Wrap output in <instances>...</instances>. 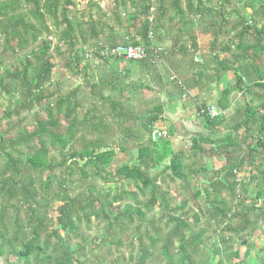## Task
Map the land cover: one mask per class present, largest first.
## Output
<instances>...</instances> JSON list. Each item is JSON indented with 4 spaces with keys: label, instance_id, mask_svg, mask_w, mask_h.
I'll list each match as a JSON object with an SVG mask.
<instances>
[{
    "label": "trees",
    "instance_id": "trees-1",
    "mask_svg": "<svg viewBox=\"0 0 264 264\" xmlns=\"http://www.w3.org/2000/svg\"><path fill=\"white\" fill-rule=\"evenodd\" d=\"M193 1L159 0L156 10L142 1L141 10L131 18L130 24L136 29L135 39L131 42L101 41L99 37L105 26L92 21L87 25L89 38L94 41L90 48L102 43L109 47L132 45L148 49L151 41L149 32L154 36L155 28L163 30L164 20L170 12L188 17L206 14L210 20L208 33H212V47L209 46L210 55L213 54L212 64L202 58L200 62H194L198 50L196 37L184 31L181 22L172 24L170 30L165 27L169 34L176 30L187 41L186 45L180 46L179 54L190 57L185 67L190 83H181L175 76L172 79L171 74L169 80L178 83L176 87L186 97L189 89H200L218 82L227 73L232 72L236 79L234 85L225 87L218 94L219 115L213 119L205 114L200 116L207 133L191 137L189 153L172 150L169 141L172 127L167 129L169 137L166 140L152 143L148 139L147 144L140 143L141 137L130 125L132 119L127 113H121L122 107L117 110L119 105L113 103L110 97L104 98L109 104L112 118L122 122L118 126L122 128L124 137L133 140L137 146V163L121 165L110 173L107 169L115 153L106 140L109 132L102 117L95 115V109H90L79 119L75 91L69 95L48 94L47 87L54 72L52 42L49 39L55 34L57 42H68L73 48L72 37L75 34L83 37V23L76 18L75 1L0 0V48L12 56L24 54L18 65L11 69H2L0 60V96L6 97L12 106L11 111L5 112V117L8 120L18 117L34 107H42L45 114L44 119L35 120L33 131L25 127H11L7 133H0V260L4 259L5 264H103L93 255L87 258L86 247L115 248L118 251L122 246L121 239L127 234H133L136 238V254H130L128 259H114L110 264H198L194 256L198 255L203 234L194 233L189 223L185 209L189 204L194 205L198 212L193 215L194 224L199 222L200 216H204L209 225H219L221 233L229 229L234 236L243 234L247 240L258 236L260 231L264 232V169L260 170L258 161L252 164L257 172L249 179L256 183L257 191L253 195L254 201L250 203L246 194L249 196L252 189L248 190L247 183L238 179L245 159L232 156L237 146L234 134L249 133L255 125L259 127L261 137L254 141L255 146L250 150L258 158L264 155V105L258 117L252 107L254 99L228 119L223 115L229 107L231 94L238 91L241 95H247L255 88L264 90V74L256 63L260 54L264 53V0H258L259 7L252 13V19L254 22L257 20V24L248 25L241 18L232 25V40L241 50L237 56L232 53L231 45L225 47L217 44L221 32L218 18L223 20L222 10L229 1L196 0V4ZM210 3H219L220 6L209 7ZM130 4L136 7L135 3ZM150 16L152 22L148 21ZM177 35L172 41L173 48L177 44ZM247 36L251 43L245 41ZM82 42L85 44L86 40L83 38ZM219 51L230 54L233 61L220 59L219 53L216 54ZM168 58L167 53L166 62ZM138 64L144 66L147 76L157 78L162 75L159 68L166 67L151 65L146 61ZM169 69L166 71L169 72ZM52 99V105L44 106L47 100ZM256 99L262 101L263 95ZM202 108L205 107L201 105L197 108L198 113ZM148 112L150 115L142 128L149 134L155 123L163 120L161 103L152 106ZM242 117L246 119L243 121ZM223 124H229L225 127L226 135L212 139L213 132ZM52 151L61 153L58 164L50 158ZM205 153L221 157L223 167L214 173L215 178L207 188L188 193V186H185L186 198L180 201L179 206L173 207L175 199L170 194L169 184L186 182L189 176H194L201 169L198 161L203 159ZM190 160L192 163L187 165L186 162ZM166 161L167 165L162 167ZM152 168L161 169L154 176H149L147 171ZM62 169L67 172L59 178L55 174ZM74 176L78 178L75 182L92 179L105 184L130 181L136 193L124 190L102 193L89 183L86 185L87 193H72L67 184ZM54 185L58 187L57 192L52 190ZM238 191L243 192L242 199H239ZM200 199H204V209L196 204ZM51 201L60 204L56 209V228L46 217ZM24 206L28 211L26 227L18 225L16 220L15 229L11 230L6 211L18 212ZM156 208L162 212L159 218L153 215ZM92 222L103 228V238L99 244L94 240L89 241L81 233V230H89Z\"/></svg>",
    "mask_w": 264,
    "mask_h": 264
},
{
    "label": "rangeland",
    "instance_id": "rangeland-1",
    "mask_svg": "<svg viewBox=\"0 0 264 264\" xmlns=\"http://www.w3.org/2000/svg\"><path fill=\"white\" fill-rule=\"evenodd\" d=\"M76 4V18L83 23V37L75 34L72 37L74 47L69 46L68 42H57L56 35H52L49 39L52 42L51 55L54 63V72L50 85L47 87L48 94L59 95H69L72 92H76L75 101L79 104V109L77 111L78 118L81 119L84 114L90 109H95L96 116H101L103 124L108 127V137L106 138L109 148L112 149L115 153V157L111 166L107 169L108 172L112 173L116 168L121 165L132 166L137 163V146L133 143L128 137H124L122 128L118 124L122 122L118 119L112 118L111 110L109 104L104 101V98L110 97L113 103L118 104L117 110L122 107L121 113L125 112L132 119L130 125H132L135 133L138 134L140 138V143H146L148 141V133L143 131L142 125L144 121L149 117L148 110L157 104L163 103L164 112L167 113L165 116L164 123L162 124L161 120L155 123V126L168 129L169 125L172 122L173 111V97L176 96L184 99V102L187 103L188 118L195 122L196 124L202 123V119L199 117L200 106L198 104L195 106H189L187 102L190 100L188 96H183L181 91L176 87L179 84H174L176 82H171L169 77H171L169 72L166 69L170 68L172 71V76L174 75L176 79L184 83H190V76L186 73L185 67L190 60V57H183L179 54L180 46L186 45L187 41L180 33L173 30L172 33L166 30L172 24L182 23V29L184 31L190 32L196 38L199 39L200 48H209L211 46V39L207 40L205 36L209 29V17L206 14L203 15H193V16H179L174 12H170L168 18L164 20L163 30H158L155 28L154 36L150 41V46L158 47L169 54V58L166 62V67L159 68L161 76L149 77L145 73L147 70L143 65L138 63H130L125 61H114L111 63H103L99 60L92 59L91 61H86L82 58L84 51L90 46L93 45V40L89 38V28L88 24L92 22H100L105 26L104 32L100 34L101 41L111 42L115 41L117 43L131 42L134 40V35L136 32L135 27L131 26V18L141 10L142 1H146L147 4L152 5L156 10L159 5V0H74ZM205 1V0H203ZM229 4L222 10L223 20L218 18V21L221 25V32L218 36L217 44L220 46L231 45L232 53L235 56L240 55L241 50L237 48V44L232 38V25L236 24L241 18L244 19L248 25L257 24V20L254 22L252 19L253 11L258 9V0H228ZM130 3H135L134 7ZM193 4H196V0L193 1ZM220 6L218 3H210L209 7ZM222 5V4H221ZM215 6V7H216ZM183 7V6H182ZM50 24V22H49ZM260 26V25H259ZM258 26V27H259ZM166 27V28H165ZM241 28L238 30V32ZM183 31V32H184ZM176 37V46L173 48V38ZM83 38L86 40V43L83 44ZM246 42L251 43L250 38L247 36L245 39ZM222 51L217 52L220 59H225L232 62V56L230 54H222ZM208 56V53H206ZM213 54H209L207 58L209 64H212ZM24 54L17 53L12 56L10 53L2 52L0 48V60L3 63L2 69H11L13 66H17L18 63L22 60ZM201 60V56L197 57ZM240 62L242 60L240 59ZM261 66L262 72L264 74V53L260 54V57L256 60ZM0 69V70H2ZM236 82L235 76L232 72L222 76L218 82H215L211 88L210 93L208 94L207 99L204 101L205 104L202 106H213L217 111V97L221 90L225 87L234 85ZM133 87H144V89L134 90ZM256 95V96H254ZM263 95V100L259 101L256 97ZM206 97V95H205ZM254 99L252 107L254 112L257 113L256 117L263 112L261 107L264 105V90L255 88L250 91L247 95H241L237 91L229 96V111L225 113V118L228 119L232 113L236 110L241 109L249 100ZM184 103V104H185ZM52 100H47L44 103L46 105H52ZM185 106V105H184ZM183 106V108H185ZM195 106V108H194ZM12 106L11 102L4 96H0V133H7L11 127H25L28 131H33L34 122L37 119H44L45 114L42 107H34L32 111L25 112L20 114L18 117L10 118L9 120L5 117V112L11 111ZM184 112L182 111V114ZM181 115V114H180ZM246 118L242 117L244 121ZM169 124V125H168ZM229 125V124H228ZM228 125L223 124L220 128H217L211 136L212 139H220L226 135L225 127ZM258 126L255 125L253 130L249 133L238 132L234 134L236 148L233 149L232 156L234 158H244L245 163L241 170V175L238 179H242V183H247V189L251 190L249 196L246 194V197L252 203L254 201L253 195L257 191V185L255 182L250 181V175H254L256 167L252 165L254 162L258 161L261 167L260 170L264 169V155L256 157L255 153L250 150L255 146V140H260V133H258ZM132 130V131H133ZM205 131V135H206ZM188 135V138L189 139ZM191 139V137H190ZM189 139V140H190ZM183 142V139H181ZM179 143V142H178ZM177 147H183L179 143ZM190 142L187 145H184V148L179 149V151H184L189 153ZM122 146V148H119ZM186 146V148H185ZM124 148V149H123ZM208 149V146L206 147ZM120 149H123L121 152ZM178 148H174L173 151L177 152ZM50 158L54 163H59L62 156L61 153L57 151L50 152ZM192 160L187 161L186 164L190 165ZM255 164V163H254ZM167 165L162 164V167ZM224 165V161L221 157H213L209 153L203 155V159L198 161V167L201 168L197 170L194 176H189L186 182H175L169 184L170 194L172 198L175 199L173 202L174 206H179L180 201L186 198L185 186H188V193H193L196 190H203L208 187L210 183L214 180V173L218 172ZM161 169V168H160ZM160 169H148L147 174L149 176H154ZM198 169V168H197ZM67 170L62 169L61 172L55 174L57 177L65 175ZM169 174V172H167ZM256 176V175H255ZM241 177V178H240ZM75 179H78L76 176L72 177L67 184L72 193H85L86 185L89 183L96 187L97 191L100 192H112L118 193V191H128L136 193L135 188L132 186L130 181H121L115 183H102L97 179L75 182ZM259 179V177H258ZM58 187L54 185L52 190L57 192ZM245 190V189H244ZM71 192V190H70ZM87 193V192H86ZM52 198V195L50 196ZM239 199L243 198V192L238 191ZM196 204L204 209L205 203L204 199L196 201ZM60 204L57 202L50 203V207L46 212V217L51 221L54 228V222L56 218V209ZM186 212L188 214L189 223L192 226L194 233H202V244L198 248V255L194 256L195 261L198 264H261L264 262V232L247 240L246 236L241 234L240 236H234L231 230H225L221 233L219 225L211 224L209 225L204 216H200L199 222L197 224L193 223V215H197L196 207L191 204L187 206ZM162 212L159 208H156L153 212L155 218H159ZM173 215V214H171ZM28 211L27 207H22L18 212L12 210L6 211V219L9 223V228L11 230L15 229V221L23 227H26L28 221ZM199 216V215H198ZM234 225V224H233ZM223 226V225H222ZM82 235L87 238L89 241H95L99 244V241L103 238V228L101 225H98L95 222H92L89 230H81ZM219 233L221 237H219ZM188 235V234H187ZM221 238V239H220ZM135 236L133 234H127L121 239L122 246L118 249L115 248H106L96 249L95 246L86 247V257L91 258L95 256L103 264H110V262L116 260L117 258L124 257L128 259L129 255L133 256L136 254V244ZM249 245V248H248ZM177 245H175L176 247ZM245 247V248H244ZM96 249V250H94ZM258 249H261L258 252ZM236 255V256H235ZM11 261H14L13 259ZM211 261V263H209ZM0 264H5V260H0ZM18 264V263H16ZM161 264V262L159 263Z\"/></svg>",
    "mask_w": 264,
    "mask_h": 264
},
{
    "label": "built area",
    "instance_id": "built-area-1",
    "mask_svg": "<svg viewBox=\"0 0 264 264\" xmlns=\"http://www.w3.org/2000/svg\"><path fill=\"white\" fill-rule=\"evenodd\" d=\"M152 12V9L150 10ZM149 22H152V17L148 18ZM148 37L152 39V32H149ZM167 53L155 46H150L148 49L142 46H114L109 47L98 43L96 47H91L84 54V60L91 61L93 58L96 60H108V61H125L130 63H138L146 61L151 65L158 67L166 66ZM172 79L174 76L171 77ZM207 115L210 119H213L219 115V112L213 106H206L200 110L199 116ZM169 137V131L162 127L154 126L148 134V139L152 143L166 140Z\"/></svg>",
    "mask_w": 264,
    "mask_h": 264
},
{
    "label": "crops",
    "instance_id": "crops-1",
    "mask_svg": "<svg viewBox=\"0 0 264 264\" xmlns=\"http://www.w3.org/2000/svg\"><path fill=\"white\" fill-rule=\"evenodd\" d=\"M205 36L207 37V40H210L212 37V33H206ZM197 40V45H198V50L195 54L194 57V62H200L201 60L197 57L201 56L202 59L207 58L210 54V50L207 47L205 48H200L199 47V39L196 38ZM212 40V39H211ZM206 53H208V56H206ZM167 67V66H166ZM170 74H172V71L169 69ZM172 76V75H171ZM174 76V75H173ZM214 83L208 84L207 86H203L200 89L197 88H191L189 89L188 92V97L190 98V100H188L187 102L189 103V106H192V104H194L195 106H197L198 104H200V106L202 104H205V100L208 97V94L210 93V88ZM215 85V84H214ZM206 95V97H205ZM184 102V99L176 96L173 97V110L176 109L175 111H173V119L171 124L169 125V127H172L171 129L173 130L172 132V136L170 137V146L172 148V150L174 148H178L177 150L179 151V149L184 148V145H187L190 142V137L195 136V135H205V129L202 126V123L196 124L195 122H192L189 118H188V112L187 110V103ZM185 105V106H184ZM162 106V115L161 118L163 120H165V116L167 115L166 112H164V105L163 103H161ZM183 106L185 108H183ZM194 106V108H195ZM198 106V108L200 107ZM204 107V106H203ZM215 108V107H214ZM217 109V108H216ZM182 111L184 112L182 114ZM197 111V110H196ZM229 111V107L226 111L223 112V115L225 116V113ZM181 114V115H180ZM200 117V116H199ZM162 120V121H163ZM161 121V122H162ZM164 123V121L162 122V124ZM168 127V128H169ZM189 136V139L188 138ZM181 139H183V142L181 141ZM180 143L183 145V147H177V143ZM178 143V146H179ZM186 148V146H185ZM189 149V146H188ZM183 150V149H181Z\"/></svg>",
    "mask_w": 264,
    "mask_h": 264
}]
</instances>
